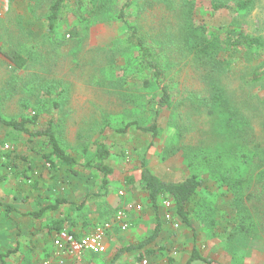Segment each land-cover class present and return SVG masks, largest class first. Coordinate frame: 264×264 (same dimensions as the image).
<instances>
[{
  "label": "rangeland",
  "instance_id": "374dc122",
  "mask_svg": "<svg viewBox=\"0 0 264 264\" xmlns=\"http://www.w3.org/2000/svg\"><path fill=\"white\" fill-rule=\"evenodd\" d=\"M53 1L0 0L2 116L7 120L37 116L33 131L51 122L62 147L82 162L88 144L95 140L106 143L113 153L109 163L116 171L115 190L98 202L89 200L83 214L85 218L110 220L120 204L127 202L128 230L108 237L118 241L116 250L145 241L155 226V216L144 214L148 204L140 184L125 187L121 183L128 175L139 174L146 157L150 170L166 182H180L193 173H204L205 179V189L191 212L197 238L182 224L166 236L156 259L182 254L187 261L196 245L202 254L208 251L223 264H264V78L252 81L254 74L263 72V61L245 53L239 61L221 57L208 64L191 53L185 42V30L195 31L204 25L214 30L234 25L264 37V0H255L247 15L214 13L212 3L220 0H139V6L130 10L131 23L142 27L169 52L168 69L175 78L174 103L159 116L162 132L155 142L152 135L135 129L123 135L110 129L102 131L106 125L149 122L152 97L157 93L154 86L144 89L135 77L131 53L122 42L123 27L105 16V1L95 0L92 24L83 28L80 36H69L76 21L69 17L50 38L45 21ZM109 1L121 7L127 0ZM188 1L193 2V8ZM223 1L234 5V0ZM11 134L16 135L13 130ZM32 141L38 152L43 140ZM234 156L246 163L245 169ZM235 169L239 170L237 176ZM226 173L229 182L222 179ZM239 180L245 184L237 191L232 184ZM95 184V177L87 173L55 189L81 203ZM232 201L236 202L233 208ZM237 214L248 219L247 228L231 222ZM3 215L0 213V221L5 220ZM33 231L23 242L31 244L33 240L26 255L34 262L76 264L66 262L67 253L58 252L54 240L44 244L50 238L45 231ZM9 232L5 229L3 235L7 240ZM155 243L162 242L158 239ZM45 247L52 249L54 260L44 255ZM15 258L13 254L12 260Z\"/></svg>",
  "mask_w": 264,
  "mask_h": 264
},
{
  "label": "trees",
  "instance_id": "16d2710c",
  "mask_svg": "<svg viewBox=\"0 0 264 264\" xmlns=\"http://www.w3.org/2000/svg\"><path fill=\"white\" fill-rule=\"evenodd\" d=\"M104 1L105 8L103 12L105 16L111 21L121 24L123 27L124 33L122 42L131 53V60L133 61L131 65L135 68V77L139 78L144 89L148 90L154 86L157 93L152 97V100H155L152 101V118L149 122L141 124L138 121H134L123 123L124 126L114 125L111 127L106 125L103 127L102 131L104 132L106 129H110L117 134L123 135L135 129L142 133L152 135L153 142H155L159 139L162 132L158 125L159 116L163 111L169 110L174 103L173 98L176 88L175 78L168 69L169 60L166 56V52L168 51L163 44L155 42L151 35L142 27L131 23L130 18L132 16V11L130 12V10L139 6V0H127L121 7H118L119 4L112 5L109 0ZM87 3H89V6H86ZM188 3L189 7L193 8V2L188 1ZM254 3L255 0H234V5H230L220 0L214 1L211 8L214 13L235 12L238 15H247L253 9ZM96 8L95 0H77L76 2H72V0H54L50 8V14L45 21L46 34L48 37L53 38L56 33V28L63 22H66L69 17H73L76 21L74 27L69 29L71 33L69 36H80L83 28H88V25L92 24L91 20L95 16L93 13ZM185 36V42L191 53H195L196 56L205 63L215 64L218 61L217 59L221 57H224L223 60L239 61L240 57L247 53L249 56L253 55L262 60L263 64L261 67L264 68L263 36L250 35L245 30L237 28L234 25H222L219 29L215 30L205 25L199 26L195 31H191V29L185 30ZM18 57H21V55ZM263 78L264 70L263 72L258 71V73L253 75L252 81L259 82ZM37 122V116H22L19 119L13 118L7 120L0 112V124L16 133V135H13L15 137L13 142H11L12 144L4 145L5 151L13 153V151L16 150L19 139H21L20 135L30 137V143L33 142L32 139L36 140L39 138L43 140L42 146H40L41 149H38L37 152L41 156L40 166L33 167L25 157L21 158L23 161L25 159L28 161L26 169L21 171L26 184L32 189L38 190L40 188V181L38 179L42 176L43 171L48 174L50 173L52 178H54L55 172L57 173L61 170L67 174L66 176L72 177L73 181L74 179L83 178L87 173H91L95 177L96 184L94 185L93 191L89 192L81 203L76 202L72 197L68 198L60 194H57V196H47L45 199L48 200V204L41 203L38 205L36 211L28 214L34 224V231L32 234L45 231L50 237L47 242L52 240L55 242L63 233L82 238L91 235L98 226L111 222L119 211L129 209V205L125 207L121 206L120 210L110 220H100L95 217H93V219L85 218L83 211L89 203V200L95 199V201L98 202L108 197L110 193L115 190L113 181L116 171L109 163L113 153L103 140H95L84 149L83 158L85 161L82 162L78 156L68 153V151L62 147L51 122H48L46 128L33 131L32 128L36 127ZM6 146L8 148H6ZM234 160L238 161L244 169L246 168V163L243 162L239 156H234ZM237 172L239 173V170L235 169V172H233L234 175L237 176ZM203 174L204 173H193L183 181L166 182L150 170L147 164V158L143 157L139 174L132 173L123 178L121 183H123L125 187L133 186L136 183L140 184L141 191L145 193L146 203L149 206L151 205L155 210L156 227L152 235L145 241L136 245L130 244L127 247L120 248L109 264H115L121 255L125 253L137 251L140 252L137 261L141 262L144 259L145 254L142 255L143 250L155 243L162 230L163 222L160 216L161 207L163 209L162 213L164 220L166 219L165 214L171 212L176 221H181L179 223L180 227L183 224V226L193 230L196 239L197 232L194 230L191 212L193 206L195 204L197 205L201 191L205 189ZM66 176H63V182L61 181L62 185L67 184L69 181L72 182V180L65 178ZM228 176L230 175L227 173L226 175H222L223 181L229 182L230 179ZM88 177L92 180V177ZM244 184V180H239L234 182L232 186H236L238 191L242 189ZM166 200L172 202L171 209H166L163 206V202ZM234 206H236V202L232 201L230 207L233 208ZM14 211H16V209L13 206L5 205L0 201V213H5L6 218H9V215ZM228 218V215H225V219L228 220ZM233 221L236 222L238 227L247 228L249 226L248 219L245 216L241 217L239 214H237L234 219H231V222ZM231 222L229 221V223ZM54 236L56 239L53 238ZM32 243L33 240L31 244L29 243L30 248L33 247ZM20 250V243L18 241L14 250L0 255V264H8L6 258L18 253ZM56 250L58 251L57 248ZM146 253V255H153L154 251L150 249ZM104 254L94 255H100L102 257ZM193 262L222 264L219 262L218 258L211 257L208 251L202 254L196 245H194L189 264Z\"/></svg>",
  "mask_w": 264,
  "mask_h": 264
},
{
  "label": "crops",
  "instance_id": "0c3cea01",
  "mask_svg": "<svg viewBox=\"0 0 264 264\" xmlns=\"http://www.w3.org/2000/svg\"><path fill=\"white\" fill-rule=\"evenodd\" d=\"M9 130H10L9 128L5 129L0 124V201H2V203H4L5 205L13 206L16 209V211L12 212L9 215V218H6V214L3 213L4 214L3 218L5 220L1 219L0 221V225L3 224V226L0 227V255L5 254L8 251L14 250L16 248L17 242L19 241L21 250L18 253L14 254V257H16L14 261L12 260L13 255L6 258L8 264H41L42 262L41 260H39V262H34V260L29 255H26V251L28 250L29 244L28 243L24 244L23 238H27L30 232L34 230L33 220H31V217L28 216V214L36 211L38 209L39 204L41 203L48 204V200L45 199L47 196L49 195L57 196V194L60 193L59 191H56L54 188L62 187L61 181L64 179L63 176H66L67 174L63 172V170H61L58 171L57 173L55 172V177L52 178L50 173L48 174L47 172L43 171L42 176L40 177V179H38L40 181L39 182L40 188L38 190L32 189L29 185L26 184L25 180L22 177L23 173L21 171L26 169L28 161L30 162L31 165H33V167L40 166L41 156L37 153L36 150L33 149L35 143L33 142L30 143V137L29 139H24V141L22 140V138L19 139L18 147H16V150L13 151V153L5 151L4 145L13 142V139L15 137L11 134V131ZM22 157H25L28 161L26 159L23 161L21 159ZM68 180H71V178H68ZM143 200L146 202V198H143ZM126 205L127 202L125 204H120V206H124V207ZM145 209H146L144 213L145 216H148L150 218L156 216L155 210L151 205L146 206ZM162 211L163 209L161 207L160 216L162 218L163 226L158 239L162 243L159 245L157 243H153V245H149L148 247H146L142 253V255L145 254V257L141 262L137 261L138 260L137 258L140 254V252L137 251V252L125 253L121 255V257L117 260L115 264H144V261H147V264H189L190 257L186 261L187 258H184L182 254L180 255L178 254L179 255L178 257H170V259L167 260L166 258L163 259L162 256L156 259L161 249L160 246H162L167 241L166 238L168 237L166 236H169V234H171L172 231L174 230L176 231V228L172 223H169L163 219L164 217ZM5 225L8 228L4 227ZM155 227H156V217H155V226L153 230L155 229ZM5 229H8L10 231L8 234L10 235L9 237L10 240H7V238L3 236L6 235L4 233ZM117 231L120 230L114 229L110 235L111 236L115 235ZM53 238L56 239L55 236ZM115 240L116 238L114 240L108 238V250L106 254L102 256L105 257L103 261L99 259L101 257L100 255L95 256L92 253H86L79 259H75L67 254L68 257H66L65 260L66 262L67 259L69 261L71 260L76 264H100V263L109 264L113 259V257L117 254L116 251H118L121 248L119 247V249L116 250L117 249L116 242L118 241ZM45 243H47V240L44 242V244ZM138 243L139 242H135L132 244H138ZM52 248H54L53 243H52ZM150 249L154 251V254L146 255L147 254L146 252ZM168 249L173 250L171 246L168 247ZM43 252L45 253L44 255L46 257L53 256L52 249H46L45 247ZM52 258L54 260V256ZM97 258L99 259L100 262L98 261ZM146 259H149L150 263ZM56 263H57L56 260H54V264ZM62 263L66 264L64 262ZM191 264H208V263L193 262Z\"/></svg>",
  "mask_w": 264,
  "mask_h": 264
},
{
  "label": "built area",
  "instance_id": "2783aa9c",
  "mask_svg": "<svg viewBox=\"0 0 264 264\" xmlns=\"http://www.w3.org/2000/svg\"><path fill=\"white\" fill-rule=\"evenodd\" d=\"M6 148L8 147L6 146ZM163 206L166 209H171L172 202L166 200L163 202ZM137 209L140 210L141 207L138 206ZM127 210L129 209L119 211L111 222L98 226L89 236L77 238L72 234L63 233L55 240L54 245L59 252L62 251L63 253H67L75 259H79L86 253L104 254L108 250L109 234H111L114 229H119L120 231L128 230ZM165 218L166 221L172 222L175 228H179V223L174 219L171 212H167ZM41 264H51V261L45 260ZM144 264H147V261H144Z\"/></svg>",
  "mask_w": 264,
  "mask_h": 264
}]
</instances>
